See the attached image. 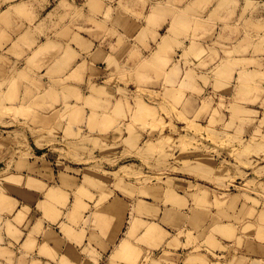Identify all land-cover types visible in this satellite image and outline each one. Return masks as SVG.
I'll list each match as a JSON object with an SVG mask.
<instances>
[{
    "label": "rangeland",
    "instance_id": "374dc122",
    "mask_svg": "<svg viewBox=\"0 0 264 264\" xmlns=\"http://www.w3.org/2000/svg\"><path fill=\"white\" fill-rule=\"evenodd\" d=\"M202 1H188L178 13L181 23L167 30L184 37L175 45L180 50L171 56H146L137 70L126 69L137 57L123 55L124 48L115 55L108 52L105 39L97 45L79 41L80 52L85 53L80 54V64H85L88 79L82 87L66 90L69 99L80 100V135L67 134L68 150H54L50 159L60 169L64 159L80 160V199L94 200L100 193L97 205L112 196L134 201L133 214L147 216L143 223L148 225V244L157 242L147 261L168 255L165 243L171 239L168 247L184 244L196 263L209 264L202 254L205 247L213 257L211 264H264V23L253 24L258 36L263 33L256 41L260 57L242 63L226 59L219 49L209 47L210 42L196 40L201 31H208L204 17L210 0ZM260 3L264 6L247 0L245 13ZM222 6L226 4L218 7ZM91 12L99 10L93 6ZM260 12L264 14V9ZM107 24L74 25L77 30L65 60L79 57L71 43L78 42L80 29L86 34L100 32L94 35L101 38ZM245 26L247 30L252 24ZM123 43L118 40V48ZM160 48L168 51L167 40ZM40 52L42 48L33 56ZM140 67L149 68L148 75L140 76L145 73ZM163 77V86L156 87ZM71 106L66 111L76 116L77 109ZM8 111L2 108L0 115ZM73 136L80 140V152ZM16 138L19 144L26 141L24 135ZM11 139L10 132L0 129V143ZM9 175V169L0 168V193L14 186ZM139 199L144 206L148 202L146 210L139 209Z\"/></svg>",
    "mask_w": 264,
    "mask_h": 264
},
{
    "label": "crops",
    "instance_id": "0c3cea01",
    "mask_svg": "<svg viewBox=\"0 0 264 264\" xmlns=\"http://www.w3.org/2000/svg\"><path fill=\"white\" fill-rule=\"evenodd\" d=\"M188 1L0 0V109H9L0 115V129L12 135L10 141L0 143V162L5 165L0 168L9 169L14 178L10 181L14 186L0 193V264H155L153 260L159 264H198L189 259L184 247L173 246H167L169 256L148 262L153 249L145 242L147 237L143 240L147 216L133 214L131 200L123 196H112L98 205L100 193L94 200L80 199V160L64 159L60 169L50 159L54 150H68L67 134L80 135V100L69 99L66 90L80 88L88 79L85 64H80V54L85 53L80 52L79 41L97 45L105 39L108 52L115 55L124 48L123 55L137 57L126 69L137 70L146 56H171L180 50L175 45L184 37L167 30L181 23L178 13ZM246 1L210 0L204 17L208 31H201L197 42H210L209 47L238 63L260 57L256 41L263 33L258 36L253 24L264 23L260 12L264 6L256 2V9L245 13ZM223 3L226 6L219 8ZM93 6L99 12H91ZM95 21L108 23L109 34L99 38L94 34L100 32L86 34L80 29L78 42L71 43L79 57L67 62V45L77 30L74 25ZM246 23L252 24L247 30ZM118 40L124 41L119 48ZM164 40L168 51H161ZM39 48L42 52L35 58L33 53ZM138 70L146 73L140 76L150 72L149 68ZM163 80L156 87L163 86ZM69 104L77 109L76 116L66 111ZM17 134L26 137L24 144L18 143ZM71 141L80 152L78 136ZM22 152L27 153L23 159ZM44 153H49L45 159H37ZM202 254L208 263L213 262L205 247Z\"/></svg>",
    "mask_w": 264,
    "mask_h": 264
},
{
    "label": "bare ground",
    "instance_id": "6f19581e",
    "mask_svg": "<svg viewBox=\"0 0 264 264\" xmlns=\"http://www.w3.org/2000/svg\"><path fill=\"white\" fill-rule=\"evenodd\" d=\"M200 1H202V0H200ZM203 1H204V0H203ZM203 1H202V2H203ZM196 23H197V20H196ZM201 24H204V23L201 22ZM155 57H156V55H155ZM156 59H157V58H156ZM174 64H175V63H174ZM175 66H177V63L174 65V67H175ZM186 70H187V69H186ZM184 72H185V71H184ZM163 73H164V72H163ZM165 73H166V72H165ZM165 73H164V75H165ZM186 74H187V73H186ZM161 75H162V74H161ZM164 75H163V76H164ZM183 75H185V74H183ZM159 76H160V74L158 75V77H159ZM166 76H167V73H166ZM161 77H162V76H161ZM163 78H165V77H163ZM157 80H158V79H157ZM116 89H117V88H116ZM115 91H116V90H115ZM143 107H145V106H143ZM143 107L141 106V109H142ZM146 107H147V106H146ZM147 108H148V107H147ZM143 109H144V108H143ZM145 109H146V108H145ZM92 112H93V111H92ZM94 114H95V113H94ZM92 116H93V114H92ZM90 178H91V177H90ZM90 178H89V179H90ZM93 178H95V177L93 176ZM95 179H97V178H95ZM90 180H92V178H91ZM97 180H98V179H97ZM97 180H96V181H97ZM100 181H101V180H99V181H97V182H100ZM90 182H91V183H92V182L94 183L93 180L90 181ZM93 183H92V184H93ZM101 184H103V183H101ZM96 186H97V185H96ZM94 187H95V186H94ZM97 187H99V186H97ZM99 188H100V187H99ZM103 190H107V189H103ZM103 192H104V191H103ZM106 192H109V191H106ZM104 193H105V192H104ZM102 194H103V193H102ZM105 194H106V193H105ZM105 194H103V195H105ZM169 194H170V195L172 194L171 196H173V195L175 196V192H174V194H173V192H171V193H169ZM165 195H166V196H165V199L167 200V196H168V195H167V194H165ZM171 196H170V197H171ZM102 197H103V196H102ZM170 197H168V198H170ZM105 198H106V196H105ZM105 198L103 197V199H105ZM173 198H174V197H173ZM136 199H138V198L136 197ZM105 200H106V199H105ZM133 200H135V199H133ZM133 202H134V201H133ZM133 202H132V205H133ZM138 202H139V203H137V204H140V199H139ZM143 202H146V201H143ZM147 203H148V202L144 203V204H146V205L144 206L143 203H142V200H141V204H140V206H139L140 208H139V207H138V208H139V209H145V210H146V209H147V208H146V207H147ZM137 204H136V205H137ZM141 205H143V206H141ZM114 207H117V208H118V207H120V205H118V204H114ZM136 207H137V206H136ZM141 207H143V208H141ZM144 207H145V208H144ZM149 207H150V206H149ZM134 208H135V207H134ZM138 208H136V209H138ZM148 210H149V209H148ZM148 210H147V214H149V213H148ZM149 218H150V216H149ZM154 221H155V220H154ZM158 221H159V219H158ZM150 222H151V221H150ZM155 222H156V221H155ZM152 223H153V222H152ZM150 224H151V223H150ZM154 224H155V223H154ZM156 224H157V223H156ZM152 225H153V224H152ZM158 225H159V224H158ZM149 226H150V225H149ZM165 232H166V231H165ZM166 233H168V232H166ZM166 233H165V234H166ZM168 234H169V233H168ZM171 234H172V233H171ZM171 234H170V235H171ZM164 236H166V235H164ZM144 237H145L144 239H146L147 236L144 235ZM167 237H168V236H167ZM174 237H176V236H173V238H174ZM163 238H165V237H163ZM144 239H143V240H144ZM168 239H170V238H168ZM155 240H156V238H155ZM158 240H159V239H158ZM172 240H174V239H172ZM144 241H145V240H144ZM148 241H149V239L147 240V242H146V241H145V242L148 244ZM167 241H168V240H167ZM174 241H175V240H174ZM174 241H173V242H174ZM150 242H152V240H151ZM150 242H149V244H152V243H150ZM168 242H169V243H168ZM168 242H167V243H168V245H169V244L172 242L171 239H170V241H168ZM164 243H165V242H164ZM167 243H165L166 246H168ZM183 243H184V242H183ZM149 244H148V245H149ZM171 244H172V243H171ZM155 245H157V242H155ZM155 245L152 244V245H149L148 247H155ZM158 245H160V243H158ZM178 245H181V244H177V245H175L174 247H177V248H178ZM170 246H171V245H170ZM183 246H184V244H183ZM183 246H182V247H183ZM159 247H160V246H159ZM171 247H172V246H171ZM171 247H170V248H171ZM163 248H164V247H163ZM163 248H162V249H163ZM168 248H169V247H168ZM154 249H155V248H154ZM166 249H167V248H166ZM175 249H176V248H175ZM156 250H157V249H156ZM163 251H164V250H163ZM167 251H169V250H167ZM175 251H176V250H175ZM146 252H149V250L146 251ZM179 253H181V252H179ZM134 254H135V253H134ZM162 254H163V253H162ZM181 254H182V253H181ZM149 255H150V254H149ZM149 255H148V257H149ZM150 256H151V255H150ZM166 256H167V254H166ZM168 256H169V255H168ZM177 256H178V255H177ZM144 257H145V256H144ZM148 257H147V258H148ZM155 257H158V256H155ZM178 257H179V256H178ZM183 257H184V256H183ZM207 258H208V257H207ZM143 259H145V262H147V261H146V258H143ZM143 259H142V260H143ZM148 259H149V258H148ZM160 259H161V258H160ZM166 259H168V258H166ZM178 259H179V258H178ZM151 260H153V259H151ZM151 260H150V261H151ZM157 260H158V259H157ZM164 260H165V259H164ZM186 260H187V259H186ZM206 260H207V259H206ZM155 261H156V260H153L152 262H154L155 264H156V263L159 264L158 262H155ZM167 261H168V260H167ZM184 261H185V260H183V262H184ZM207 261H208V260H207ZM207 261H206V262H207ZM145 262H144V263H145ZM148 262H149V261H148ZM171 262H173V261H171ZM185 263H186V261H185ZM185 263H183V264H185ZM162 264H163V263H162ZM178 264H179V263H178ZM191 264H192V263H191ZM198 264H200V263H198ZM209 264H210V263H209Z\"/></svg>",
    "mask_w": 264,
    "mask_h": 264
}]
</instances>
